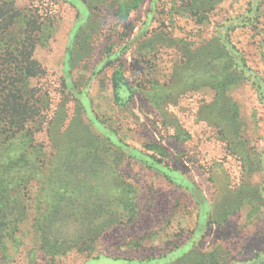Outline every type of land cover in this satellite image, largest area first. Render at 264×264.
I'll use <instances>...</instances> for the list:
<instances>
[{"label": "rangeland", "instance_id": "rangeland-1", "mask_svg": "<svg viewBox=\"0 0 264 264\" xmlns=\"http://www.w3.org/2000/svg\"><path fill=\"white\" fill-rule=\"evenodd\" d=\"M13 7L44 30L0 131V264H264V0Z\"/></svg>", "mask_w": 264, "mask_h": 264}, {"label": "trees", "instance_id": "trees-1", "mask_svg": "<svg viewBox=\"0 0 264 264\" xmlns=\"http://www.w3.org/2000/svg\"><path fill=\"white\" fill-rule=\"evenodd\" d=\"M23 10V23H17L15 20ZM23 10L19 12L18 8L13 7L8 19H0V35L7 36L0 38V42L3 39L6 43L0 46V131L4 129L7 133L9 127L13 135L20 128L22 130L24 122L34 114L30 111L32 106H29V101L16 95L18 87L15 81H24L36 75L40 64L32 59V53L44 30L42 21L35 18L32 8ZM15 25L20 27L15 28ZM12 124L16 129L11 128ZM8 139L5 136L0 144H6Z\"/></svg>", "mask_w": 264, "mask_h": 264}]
</instances>
